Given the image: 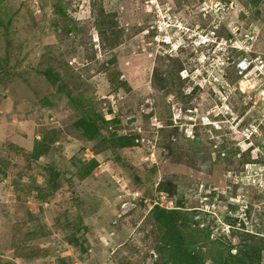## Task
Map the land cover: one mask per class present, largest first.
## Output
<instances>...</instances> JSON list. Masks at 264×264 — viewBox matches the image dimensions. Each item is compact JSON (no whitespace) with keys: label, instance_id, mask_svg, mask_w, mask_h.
<instances>
[{"label":"rangeland","instance_id":"374dc122","mask_svg":"<svg viewBox=\"0 0 264 264\" xmlns=\"http://www.w3.org/2000/svg\"><path fill=\"white\" fill-rule=\"evenodd\" d=\"M168 16L253 36L264 60V0H0V264H163L156 206L183 213L203 264H264V86L232 68L219 130L173 122L212 116L214 94L180 75L207 48L160 53Z\"/></svg>","mask_w":264,"mask_h":264},{"label":"built area","instance_id":"2783aa9c","mask_svg":"<svg viewBox=\"0 0 264 264\" xmlns=\"http://www.w3.org/2000/svg\"><path fill=\"white\" fill-rule=\"evenodd\" d=\"M215 5L219 10H223L226 4L223 5L221 2H217ZM217 27L218 26H214V29L204 33L203 29H189L183 26L182 23H173L171 16H168L158 29L159 32H164L162 38L159 39V42L166 47V49L163 48V50L160 51L164 56L165 54H169L172 57L173 54L177 52L176 49L181 48V44H183V48L188 42L189 46L192 44L195 47H204L208 49V54L201 56L198 60V64L192 70L188 71V69L184 68L180 71L181 77L189 81L192 90L190 92L191 94L189 93L191 96L195 94L196 89L199 91V89L207 86H210V88L214 90H212L214 96L208 99V101L214 102L212 108L208 110L210 115L212 113V116L204 113L206 116H201V121L197 123L196 117L198 115L194 113L197 109L191 108L188 109V113L190 114L188 115L189 121H187L188 119L186 120V113L184 112L177 116L176 114L174 115L173 122L178 124L177 120L180 121V119L183 118L185 121L184 126H189L191 128L185 127L187 128V132H192L194 128L200 125L216 130L221 128L217 120L218 111L220 108H223L224 112L227 113V110H229L228 104L231 105V100L229 99H231L233 90L239 88V90L243 91L242 87H238L234 82H231L232 74L230 71L232 68L236 77L239 78V84L245 85L246 82L248 83L254 78L261 82L260 86H264V60L261 57H252L249 54L251 48L250 42L253 40V36L248 35L243 42L234 37V33L229 29L228 39H226L223 36L220 37L218 31H216ZM158 38L159 36H156L157 40ZM242 52L244 54L232 63V55ZM254 87L255 85H252V88ZM259 92L264 96V87L261 88ZM229 112L230 113L226 114L225 120H229L228 117L233 112L231 108Z\"/></svg>","mask_w":264,"mask_h":264},{"label":"trees","instance_id":"16d2710c","mask_svg":"<svg viewBox=\"0 0 264 264\" xmlns=\"http://www.w3.org/2000/svg\"><path fill=\"white\" fill-rule=\"evenodd\" d=\"M47 74L50 75L51 70H47ZM81 124L90 137H95L99 133L97 126L91 120L82 119ZM113 142L119 147L134 145V141L131 138L123 135H113ZM47 146L48 143L46 141H36L33 156L39 157L41 154L46 153ZM54 174L57 173L55 172ZM152 216L157 222L162 223L164 227V234L162 235L163 246L166 247L169 255L165 256L166 259L163 264H203L200 260L203 254L195 248L186 245L184 241L181 228L185 225L186 220L182 212L156 206L152 211ZM213 244L217 246L216 242ZM249 257L247 255L245 258L248 259ZM238 261H240L238 264L246 263L244 259H239Z\"/></svg>","mask_w":264,"mask_h":264},{"label":"clouds","instance_id":"9594fccd","mask_svg":"<svg viewBox=\"0 0 264 264\" xmlns=\"http://www.w3.org/2000/svg\"><path fill=\"white\" fill-rule=\"evenodd\" d=\"M173 121V120H172Z\"/></svg>","mask_w":264,"mask_h":264}]
</instances>
